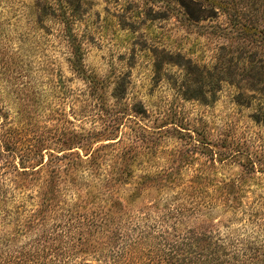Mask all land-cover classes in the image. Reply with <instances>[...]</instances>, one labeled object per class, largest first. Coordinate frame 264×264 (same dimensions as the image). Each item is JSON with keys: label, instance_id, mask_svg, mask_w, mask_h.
<instances>
[{"label": "trees", "instance_id": "obj_1", "mask_svg": "<svg viewBox=\"0 0 264 264\" xmlns=\"http://www.w3.org/2000/svg\"><path fill=\"white\" fill-rule=\"evenodd\" d=\"M173 2L193 20H201V10L228 7L227 0ZM240 3L257 13V18L246 16L241 24L257 28L261 35L257 58L255 52L241 49L237 56L212 67L187 60L184 83L185 87L197 85L199 93L207 85L208 90L217 91L238 73L241 78L234 85L240 89L244 79L264 101V0ZM74 5L73 0H48L69 39ZM71 46L72 68L81 73L80 45L73 41ZM153 65L156 69L158 64L153 61ZM82 78L89 99L95 97L112 110L123 105L109 114L102 130L72 125L61 132L39 131L42 107L38 100L34 116L28 114L29 106L21 105L16 112L22 120L0 122V155L18 158L12 174L26 182L0 184V264H264V186L256 190L243 181L248 172L264 174V156L257 160V169L249 160L250 171L242 172L239 180L212 186L203 183L206 172L202 169L192 176L179 169L139 170L146 129L135 121L133 136H118L117 131L131 113L140 116L145 108L140 102L129 107L125 90L116 91L120 83L110 91L104 87L99 91L102 83L96 76L82 74ZM186 90L179 95L193 98ZM236 104L241 103L236 100ZM254 120L264 127V107ZM169 123L174 122L155 128ZM180 125L185 131L175 128L177 132L189 137L199 134L196 128ZM214 154L209 150L205 157L214 161ZM165 190L171 194L160 201L158 196ZM256 191L249 200L248 195ZM144 196L150 201L145 202ZM215 212L219 217L213 218ZM22 238L27 239L22 242ZM79 256H92L95 263L87 258L75 261Z\"/></svg>", "mask_w": 264, "mask_h": 264}, {"label": "rangeland", "instance_id": "obj_2", "mask_svg": "<svg viewBox=\"0 0 264 264\" xmlns=\"http://www.w3.org/2000/svg\"><path fill=\"white\" fill-rule=\"evenodd\" d=\"M73 1L69 39L48 0H0V122L22 120L16 111L23 106H29L28 114L34 116L38 100L42 107L39 131L61 132L72 125L102 130L109 114L122 110L123 105L112 110L97 103L95 97L89 99L82 74H90L102 83L99 91L102 87L110 91L120 83L116 91L125 90L129 107L140 102L145 108L140 116L131 113V119H125L117 131L118 136H133L135 121L146 129L142 131L139 170L179 169L192 176L202 169L206 172L203 183L212 186L239 180L242 172L250 171L249 160L257 169V160L264 156V127L254 120L264 107L257 91L244 79L238 89L234 85L241 78L238 73L222 82L217 91L208 90L205 83L204 93L195 84L185 87L183 77L187 60L212 67L226 62L228 56H237L241 49L255 52L256 59L261 35L257 28L241 24L246 16L257 18V13L239 0H227V10L218 6L201 10V20L186 18L173 0ZM73 41L80 45L81 73L70 62ZM153 61L158 64L156 69ZM182 90L194 97L183 98L179 95ZM53 91L57 92L54 97ZM165 121L174 123L155 128ZM177 124L196 128L199 134L180 133L185 130ZM209 150L215 152L214 161L205 157ZM11 157L0 155V184H26L13 177L18 158ZM186 157V161L180 160ZM251 174L243 178L246 185L256 190L264 186V174ZM160 193V201L171 194ZM257 194L250 193L248 199ZM149 199L146 196L144 201ZM215 217L219 213H213ZM83 258L95 263L92 256H79L75 261Z\"/></svg>", "mask_w": 264, "mask_h": 264}]
</instances>
